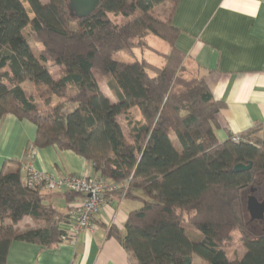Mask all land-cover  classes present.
Segmentation results:
<instances>
[{"label":"trees","instance_id":"trees-1","mask_svg":"<svg viewBox=\"0 0 264 264\" xmlns=\"http://www.w3.org/2000/svg\"><path fill=\"white\" fill-rule=\"evenodd\" d=\"M179 1L100 0L79 18L67 0H0V118L13 114L36 125L27 153L50 146L74 151L119 186L106 194L141 202L123 231L116 225L108 231L132 264H194L196 257L205 264H264V233L251 229L247 210L250 187L264 173L261 126L219 139L225 104L204 77L184 74L185 54L176 45L181 30L173 23ZM166 3L162 18L155 9ZM150 34L170 45L162 65L115 58L152 50ZM26 81L45 87L46 98L28 93ZM250 162V170L234 171ZM43 189L29 187L19 166L0 171V217L11 219L0 222V264H7L13 241L50 247L69 239L60 225L72 221L73 207L64 212L49 199L54 191L68 203L83 196ZM26 218L31 223L20 229ZM237 240L243 253L233 247Z\"/></svg>","mask_w":264,"mask_h":264},{"label":"crops","instance_id":"crops-1","mask_svg":"<svg viewBox=\"0 0 264 264\" xmlns=\"http://www.w3.org/2000/svg\"><path fill=\"white\" fill-rule=\"evenodd\" d=\"M168 10L162 14L157 10V14L165 18ZM173 23L181 30L176 45L185 54V70L192 77H204L214 98L225 104L218 114L219 139L226 140L258 124L264 139V0H180ZM148 43L152 50L137 52L141 58L162 65L163 55L158 63L150 58L157 49ZM28 85V89L37 88ZM36 132V125L27 119L13 114L0 118V171L19 166L24 179L30 166L58 175H98L91 163L71 150L50 146L27 153ZM106 199L93 217V230L79 234L74 242L66 239L50 247L13 241L7 264H132L129 253L116 238L108 236V231L112 225L123 231L128 214L141 202L113 193L106 194ZM49 200L64 212L76 204L68 203L56 191ZM25 221L31 223L30 218ZM69 224L60 226L68 230Z\"/></svg>","mask_w":264,"mask_h":264},{"label":"built area","instance_id":"built-area-1","mask_svg":"<svg viewBox=\"0 0 264 264\" xmlns=\"http://www.w3.org/2000/svg\"><path fill=\"white\" fill-rule=\"evenodd\" d=\"M238 141V135H234ZM25 182L29 187H42L47 190H71L80 193L83 199L73 206L72 221L67 233L69 240L74 242L77 236L85 231L95 228L92 218L99 213L102 205L107 202L106 193L117 189V184H112L102 176L89 177L85 175L55 173L29 167Z\"/></svg>","mask_w":264,"mask_h":264},{"label":"rangeland","instance_id":"rangeland-1","mask_svg":"<svg viewBox=\"0 0 264 264\" xmlns=\"http://www.w3.org/2000/svg\"><path fill=\"white\" fill-rule=\"evenodd\" d=\"M41 1L44 2V3H46L48 0H41ZM169 6H170L169 3H166L164 5H161V7H158L159 9H155V13L157 14V10H158V13L159 14H162L164 9L165 10L169 9ZM111 15H112V18L116 19L118 22H121L124 19L123 15H114V14H111ZM29 40H30V43L32 45L33 51L38 56L39 55V47H38V45L34 41H32L31 38H29ZM148 41L150 42L151 45H154L156 47V49H157V51L155 53H151L150 54V58L154 59L157 63L160 62L162 60V55H163L162 53H164L166 51L167 52L169 51L168 44H166L164 41H162L160 38L156 37L155 35H149ZM160 52H162V53H160ZM115 58L116 59H121V60H126V61H133L135 59L141 58V55L139 54V52H137V50L135 51V53L133 55L132 54H128L126 52L120 51V52H117L115 54ZM183 66H184L183 69H184L185 76L192 77L185 70V62H183ZM52 71L54 73H57V69L56 68H53ZM96 77H97V80H98L100 86L102 87V89L105 92H107V94H111L110 93V90L108 88V85H107V79H106V77H104V76H102L100 74H97ZM29 83L30 84H33L30 81H26V83H24V87H25L26 90L29 88V85H28ZM28 91L32 92L33 95L37 99H40V98L41 99H44V98H46L47 93H48V91L46 90L45 87H40L39 89L38 88H35L34 90L28 89ZM121 119H122V122L124 124L126 134L128 135L127 126H126V124H125V122L123 120V117ZM261 185L264 186V173L260 174L257 177L256 182L250 188H252L253 186L256 187V186H261ZM0 222L9 223V222H11V219H10L9 216H5L4 218H1L0 217ZM24 222H25V220L22 223H20V225H19L20 229L23 228ZM232 244H233V247L236 248L240 253H243L244 252L245 249L242 246V244L240 242H238V240L237 241H234V243H232ZM194 264H205V263L200 258L196 257Z\"/></svg>","mask_w":264,"mask_h":264},{"label":"water","instance_id":"water-1","mask_svg":"<svg viewBox=\"0 0 264 264\" xmlns=\"http://www.w3.org/2000/svg\"><path fill=\"white\" fill-rule=\"evenodd\" d=\"M70 6L71 12L74 16L82 18L91 15L98 7L100 0H67ZM253 163L237 164L234 167L235 172H242L250 170ZM247 210L252 219L262 216L264 213V201L259 203L252 196L248 198ZM192 260L189 259L187 264H191Z\"/></svg>","mask_w":264,"mask_h":264},{"label":"flooded vegetation","instance_id":"flooded-vegetation-1","mask_svg":"<svg viewBox=\"0 0 264 264\" xmlns=\"http://www.w3.org/2000/svg\"><path fill=\"white\" fill-rule=\"evenodd\" d=\"M252 196L256 199L257 202L262 203L264 201V186H256L250 189V194L248 198ZM247 198V202H248ZM251 229L258 233H264V213L262 216L256 217L252 219L249 214V221H248Z\"/></svg>","mask_w":264,"mask_h":264}]
</instances>
